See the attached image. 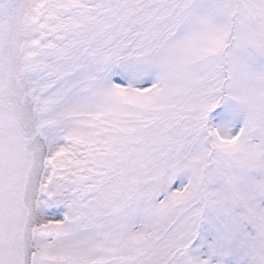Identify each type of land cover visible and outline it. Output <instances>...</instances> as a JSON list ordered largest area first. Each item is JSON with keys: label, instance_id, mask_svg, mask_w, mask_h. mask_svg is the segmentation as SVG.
Here are the masks:
<instances>
[{"label": "snow or ice", "instance_id": "obj_1", "mask_svg": "<svg viewBox=\"0 0 264 264\" xmlns=\"http://www.w3.org/2000/svg\"><path fill=\"white\" fill-rule=\"evenodd\" d=\"M0 264H264V0H0Z\"/></svg>", "mask_w": 264, "mask_h": 264}]
</instances>
